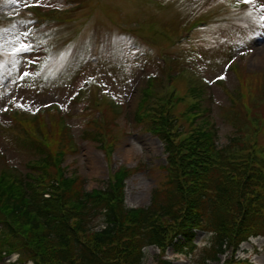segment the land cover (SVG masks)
<instances>
[{
  "label": "rangeland",
  "instance_id": "rangeland-1",
  "mask_svg": "<svg viewBox=\"0 0 264 264\" xmlns=\"http://www.w3.org/2000/svg\"><path fill=\"white\" fill-rule=\"evenodd\" d=\"M2 7L0 168L25 174L35 153L23 143L41 141L45 147L47 128L48 140L65 151L60 167L81 175L85 189H104L122 166L131 170L126 206L149 205L166 180L163 142L134 119L150 73L157 74V92L167 75L185 94L195 84L204 87L219 147L247 114L262 121L257 132L264 145V0H0ZM183 31L188 35L178 39ZM21 45L28 50L16 51ZM192 98L176 103L173 113ZM177 124L188 129L182 119ZM244 127L249 130L248 123ZM86 130L101 132L102 141H93ZM209 236L197 230L190 255L145 247L143 264L162 258L202 264ZM231 258L264 264V236L226 249L207 264ZM15 260L11 255L0 264Z\"/></svg>",
  "mask_w": 264,
  "mask_h": 264
},
{
  "label": "trees",
  "instance_id": "trees-1",
  "mask_svg": "<svg viewBox=\"0 0 264 264\" xmlns=\"http://www.w3.org/2000/svg\"><path fill=\"white\" fill-rule=\"evenodd\" d=\"M156 79L152 74L142 88L134 114L136 123L164 143L166 180L153 191L151 204L125 205L127 168L117 169L105 189L87 191L83 178L53 170L61 151L34 146L26 174L0 170V259L15 252L20 264H142L143 248L152 244L162 252L171 246L191 254L196 231L202 230L210 233L201 255L207 264L250 237L264 236L260 118L247 114L249 130L235 122L233 135L219 147L203 88L191 91L199 92V99L177 115L173 105L182 99L173 92L159 96L153 90ZM98 219L104 226L94 229Z\"/></svg>",
  "mask_w": 264,
  "mask_h": 264
},
{
  "label": "snow or ice",
  "instance_id": "snow-or-ice-1",
  "mask_svg": "<svg viewBox=\"0 0 264 264\" xmlns=\"http://www.w3.org/2000/svg\"><path fill=\"white\" fill-rule=\"evenodd\" d=\"M247 2V0H246ZM264 18V17H262ZM28 50V46L27 45H21V47L19 49H16V51H27ZM25 75H27V73H25ZM224 77H218V79H223Z\"/></svg>",
  "mask_w": 264,
  "mask_h": 264
}]
</instances>
